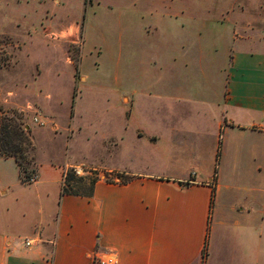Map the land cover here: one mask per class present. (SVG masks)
I'll use <instances>...</instances> for the list:
<instances>
[{"label":"crops","instance_id":"0c3cea01","mask_svg":"<svg viewBox=\"0 0 264 264\" xmlns=\"http://www.w3.org/2000/svg\"><path fill=\"white\" fill-rule=\"evenodd\" d=\"M256 2L250 19H239L241 4L225 11L232 48L214 59L221 90L212 68L202 70L209 94L165 105L162 134L121 121L102 139L113 152L99 154L92 196L60 194L57 178L44 198L43 164L25 182L15 159L0 156V264H93V253L112 254L111 264H264V0ZM152 146L162 153L150 155ZM68 161L49 164L62 171ZM10 162L37 194L23 237L6 216Z\"/></svg>","mask_w":264,"mask_h":264},{"label":"rangeland","instance_id":"374dc122","mask_svg":"<svg viewBox=\"0 0 264 264\" xmlns=\"http://www.w3.org/2000/svg\"><path fill=\"white\" fill-rule=\"evenodd\" d=\"M256 1L0 0V110L15 111L32 140L20 178L31 182L41 163L42 197L54 194L65 171L75 174V195L88 192L89 179L78 176H102L99 154L113 152L102 139L114 137L121 121L162 134L165 105L188 101L187 92L199 97L192 102L209 94L202 70L212 68L221 90L214 59L232 48L225 11L241 4L247 14L239 19H250ZM158 153L161 146L149 150ZM50 158L69 161L61 171ZM80 164L91 172L76 174ZM4 168L6 216L23 237L22 226L35 214V185L21 184L12 162Z\"/></svg>","mask_w":264,"mask_h":264},{"label":"trees","instance_id":"16d2710c","mask_svg":"<svg viewBox=\"0 0 264 264\" xmlns=\"http://www.w3.org/2000/svg\"><path fill=\"white\" fill-rule=\"evenodd\" d=\"M32 140L29 135V127L23 123L22 120L19 119L18 115L14 112H6L5 110H0V156H12L17 162L18 166L21 169H25L22 166V159L26 158V151L31 149ZM21 174V173H20ZM73 172L66 171L65 180L61 184V194L73 193L79 194L77 190H75L71 186V180L74 178ZM29 176V174H25V177ZM118 176H123L121 173ZM89 179V183L91 188L86 193H80L83 196H90L92 192V187L95 181L97 180V176L95 175H79V179L84 178ZM22 181H25L21 178Z\"/></svg>","mask_w":264,"mask_h":264},{"label":"built area","instance_id":"2783aa9c","mask_svg":"<svg viewBox=\"0 0 264 264\" xmlns=\"http://www.w3.org/2000/svg\"><path fill=\"white\" fill-rule=\"evenodd\" d=\"M73 171L76 173V174H82L83 172H91L87 169H85L83 166L81 165H75L73 166ZM66 173V171H65ZM36 177H30L29 179L31 181H33ZM23 242L25 244H31L33 242V239L31 238H24L23 239ZM113 255L109 254L108 256H105V255H100V254H96V253H93L92 255V263L93 264H111L113 262Z\"/></svg>","mask_w":264,"mask_h":264}]
</instances>
